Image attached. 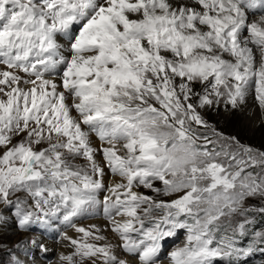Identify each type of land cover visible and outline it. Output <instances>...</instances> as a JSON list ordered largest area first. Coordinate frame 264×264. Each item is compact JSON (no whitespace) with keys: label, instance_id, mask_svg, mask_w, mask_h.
<instances>
[{"label":"snow or ice","instance_id":"1","mask_svg":"<svg viewBox=\"0 0 264 264\" xmlns=\"http://www.w3.org/2000/svg\"><path fill=\"white\" fill-rule=\"evenodd\" d=\"M250 89L264 112V0H0V206L75 231L57 264H157L179 230L167 264L264 257V151L198 111ZM102 190L116 246L74 223Z\"/></svg>","mask_w":264,"mask_h":264},{"label":"rangeland","instance_id":"2","mask_svg":"<svg viewBox=\"0 0 264 264\" xmlns=\"http://www.w3.org/2000/svg\"><path fill=\"white\" fill-rule=\"evenodd\" d=\"M196 90H200L198 86ZM198 111L201 112L210 125L214 126L225 136H235L242 143L264 151V113L263 120L256 125L252 124L251 121L247 120L245 117V115L253 114L257 111V108L252 104L243 109L241 108V105L235 109L228 106L226 109L224 104L221 103L220 105L212 108L198 109ZM201 131H204V129L201 128ZM96 143L99 142L96 141ZM79 162L80 161H77V163ZM110 178H112V175L106 170L104 178L106 185L108 184L107 180H110ZM157 186H159L158 183ZM138 190L144 192L145 194L153 195V193H151L148 189L140 188ZM106 194L107 193L104 190L99 192L97 194V198L101 201V203L96 206L93 214L77 217L74 220V223L87 228L89 225H94L96 220L106 221L102 207L103 197ZM13 199H15V197H13ZM249 203L253 204L254 202L250 201ZM0 215L5 217L4 220H0V264H10V260L13 255L18 256L21 260L27 261L28 264H57L58 258L56 250L54 251L49 247H46L47 251H42L39 245L42 244L43 241H46L51 245L54 244V246H57L62 242L60 234L63 232H67L69 235H71L70 233H73L76 236L75 231L71 227L62 224L60 221H54L52 226L47 228L41 225H32L26 228H20L17 217L15 216L14 207H12L11 210H5L4 206H0ZM257 219L259 220V218ZM32 239H36L38 241L35 247H32L29 244L26 250H17L21 242H29ZM183 240L184 232L183 230H179L177 237L170 238L162 247L157 264L161 260L167 261L168 252L179 246ZM105 242L111 243L114 246L119 244L118 238L115 243H112L110 242V239L106 237ZM246 243L247 240H243L241 241L240 246H244ZM64 247L67 249L68 246ZM70 251L71 249H68L67 253ZM120 251L121 258H124L127 254H124L122 249ZM260 259H264V257L257 254L248 258L247 264H258Z\"/></svg>","mask_w":264,"mask_h":264},{"label":"bare ground","instance_id":"3","mask_svg":"<svg viewBox=\"0 0 264 264\" xmlns=\"http://www.w3.org/2000/svg\"><path fill=\"white\" fill-rule=\"evenodd\" d=\"M251 104L257 108V111L255 113H253V114L245 115V117L247 118V120H250L252 124L256 125L260 121L263 120V113L264 112L261 111V109L259 107V104H258V102L255 99L254 90H251L250 89L249 92H248V94L245 97L244 102L241 104V108L243 109L245 107H248ZM112 179H113V177L110 178V180H107V182L108 183H111ZM94 225H97L101 229H104L103 234L107 235L106 237H108L110 239V242H112V243H115L116 242L117 237H115V235L112 234L110 232V230L105 227L106 221H104V220H96L95 223H94ZM70 234L72 236H75L73 233H70ZM42 244L45 247H49L51 250H54V251L56 250V252H57V258H59V255L61 253L67 254L68 249H70L68 247H67V249L64 247V246H67L68 245V242H66V241H63V242L59 243L57 246L56 245L54 246V244L51 245V244H49L46 241H43ZM158 264H167V261H162L161 260V261L158 262Z\"/></svg>","mask_w":264,"mask_h":264}]
</instances>
